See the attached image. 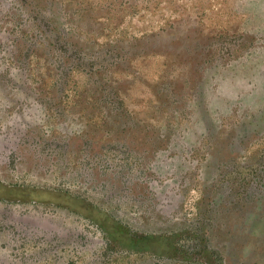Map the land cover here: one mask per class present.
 Returning a JSON list of instances; mask_svg holds the SVG:
<instances>
[{"label": "rangeland", "instance_id": "rangeland-1", "mask_svg": "<svg viewBox=\"0 0 264 264\" xmlns=\"http://www.w3.org/2000/svg\"><path fill=\"white\" fill-rule=\"evenodd\" d=\"M0 264H264V0H0Z\"/></svg>", "mask_w": 264, "mask_h": 264}, {"label": "trees", "instance_id": "trees-1", "mask_svg": "<svg viewBox=\"0 0 264 264\" xmlns=\"http://www.w3.org/2000/svg\"><path fill=\"white\" fill-rule=\"evenodd\" d=\"M97 208V207H96ZM98 211L102 212L100 209L97 208ZM113 221V225H109L110 227H107V230L114 233V234H118L119 236H129V235H137L136 233L131 232L130 229H128L122 222L112 219ZM113 230H112V229Z\"/></svg>", "mask_w": 264, "mask_h": 264}]
</instances>
